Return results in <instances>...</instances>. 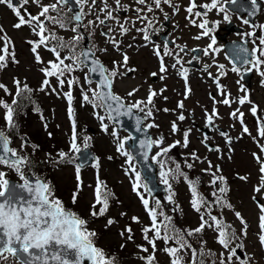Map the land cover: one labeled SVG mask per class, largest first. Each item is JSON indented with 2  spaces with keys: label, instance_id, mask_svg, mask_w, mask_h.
<instances>
[{
  "label": "snow or ice",
  "instance_id": "6c2138e0",
  "mask_svg": "<svg viewBox=\"0 0 264 264\" xmlns=\"http://www.w3.org/2000/svg\"><path fill=\"white\" fill-rule=\"evenodd\" d=\"M79 11L65 14L71 0H0V6L6 7L15 17L12 28L21 30L27 27L32 39L24 41L29 46L31 63L38 65L42 75L39 87L33 89L25 80L13 77V92L0 82V91L10 97L9 103L0 96V110L3 112L4 127L0 128V264H121L118 254H114L99 245V233L90 224L93 220L105 218L104 228L118 226V235L125 241L120 249L126 247L127 242H135V232L132 224L138 226L145 243L136 244L138 259L143 264H161L157 257L163 252L167 257V264H253V254L247 251L249 246L259 247L264 251V203H260L257 196L251 199L256 202L257 231L252 233L254 239L249 244L250 225L246 217L231 203L229 196L230 184L223 174L219 163H213L207 156H202L198 149L192 147L193 127L182 128L193 112H188L185 101L192 95L188 69L184 67V57L189 52L201 51L211 62L203 63V73L216 86V95L208 93L211 107L199 104L202 110L204 127L218 134L224 147L220 143L211 144L215 135L203 134L199 143L209 152L217 154L218 160H232L235 153L234 142L243 136H248L256 144L258 151L251 152V157L258 166V183L253 186V192H264V110L252 99L251 91L241 79L245 73L255 72L264 87V22L252 24L248 19L242 23L250 31L240 33L244 43L249 41L252 47L234 49V55L240 59L242 66H237L231 60V68L216 61L215 56L222 51L217 45L213 34L220 25V20H212L209 14L223 15L224 22H231V15L226 4L235 5L238 0H74ZM253 15L256 11H264L258 0H250ZM35 6L36 11L30 9ZM183 11L184 24L181 31L197 29L193 40L200 41L207 37L209 43L203 49L188 48L174 38L171 42L156 44L153 35L159 31L156 27L160 18L170 20ZM179 28V24L176 25ZM97 34L102 38L97 41ZM130 38V39H129ZM141 39L142 44H137ZM87 40L89 46L84 47ZM258 41V42H257ZM174 45L170 47L169 44ZM150 48L157 61V71L150 72L151 77H159L161 81L174 73L184 82L183 91L178 92L181 99L177 100L174 108L160 107L157 100L168 91L167 85L154 89L149 85L146 94L139 97L141 86H133L123 95L116 91V83L121 78H131V74L139 69L131 65L129 49ZM48 55V58L44 54ZM241 53H244L241 56ZM104 58H108L105 62ZM227 58V57H226ZM200 57L193 55L190 61H200ZM10 64L19 65L15 42L8 36L3 25H0V71ZM213 67L215 70L213 71ZM31 70V69H29ZM241 77L235 81L240 95L234 96L231 88L221 82V78L228 72ZM79 73V75H77ZM93 76L97 77L93 80ZM55 81V83H53ZM94 85V86H93ZM78 91L81 108L90 106L91 115L99 122L102 133L112 138L115 151L124 157L121 165L124 175L130 182L132 193L138 198L144 218L134 214L130 222L119 225V221L108 215L112 202L120 203L116 193L100 178L102 167L99 156H93L92 167L97 170L96 183L93 188V200L87 208V214L68 206L57 193L55 185L45 176L35 171L34 153L38 145H31L32 152L26 151L28 141L22 139L18 147H13L10 133L17 128L16 117L19 115L22 101L30 100L34 91L45 94H55L67 104V115L70 121V134L67 151L60 150L53 156L47 153L45 163L54 167L61 164L75 165V190L71 194V204L79 203V195L83 190L81 176L82 164L75 161L80 154L81 159L88 160V150L93 145V137L82 134L79 125L80 113L75 107ZM234 105H239L234 107ZM220 106L228 109L226 116L231 121L230 130H223L217 121L224 120ZM247 113L255 118V135L246 121ZM39 112V108L35 109ZM174 115L167 125V131L157 122V114ZM187 112V115H186ZM121 117H134L137 132L145 133L139 139V156L159 168L160 183L167 191L166 203L152 197V189L144 182L136 164V157L127 150L128 141L137 138L131 134L121 136L116 125ZM45 128L48 127L46 119ZM157 130L152 132L150 130ZM199 132L200 129H195ZM51 135V133H49ZM175 137L174 139H170ZM135 147V144H133ZM177 147L189 149L183 154L182 160H177L172 152ZM112 160V156L107 157ZM197 163H206L207 167L200 171L209 176V187L212 191L205 195L200 191L201 177H191L187 170H192ZM127 165V167H124ZM13 175L15 179H13ZM241 181L248 182L249 175H239ZM184 183L190 193L188 201L190 208L197 214L195 226L184 227L170 213L183 215L184 210L177 201L175 183ZM89 187H92L89 185ZM171 205V207H169ZM214 208L220 209V214H214ZM233 212L240 228L226 222L222 210ZM127 216L121 212L120 217ZM213 233V239L221 250L213 251L208 247L204 236ZM238 250L244 253L243 258Z\"/></svg>",
  "mask_w": 264,
  "mask_h": 264
},
{
  "label": "rangeland",
  "instance_id": "374dc122",
  "mask_svg": "<svg viewBox=\"0 0 264 264\" xmlns=\"http://www.w3.org/2000/svg\"><path fill=\"white\" fill-rule=\"evenodd\" d=\"M31 11L35 12V6H33ZM15 22V17L6 7L0 6V25H3L8 36L12 38L15 42L17 59L20 60L19 65L10 64L9 67L0 71V82L5 83L9 89L13 92L15 91L12 79L13 77H18L21 80H25L33 89L39 87L42 75L39 73L38 65L31 63V53L29 51V46L24 42L27 39H32L33 36L30 33L27 27H24L21 30H15L12 28V23ZM97 41L102 38L97 34L95 37ZM130 39V38H129ZM137 44H142L143 41L138 39ZM204 44V43H203ZM46 58L48 55L44 54ZM129 55L131 56V65L135 66L139 70L131 74V78L124 79L121 78L116 83V91L123 95L126 91L130 90L133 86H141L139 92V97H143L149 85L152 88L159 90V88L167 85L168 91L164 93L169 97L168 101H164L162 98L157 100V104L160 107L174 108L177 100L181 99L178 95V92L183 91L184 82L174 73L169 74V78L165 81H161L159 77H151L150 72L157 71V61L156 58L152 55L150 48H140L138 52L135 49H129ZM106 61L108 58H104ZM200 61L211 62L209 57L202 56ZM31 69V70H29ZM189 73L190 84L192 88L191 97L185 101L186 109L188 112L194 113L193 116L182 122L181 127H193L194 134L192 140V147L198 149L199 153L202 156H207L213 163H219L223 168V174L227 177L228 183L230 184V199L231 203L235 208L246 217L250 225L251 231L249 233V244H251L254 237L252 236L253 232L257 231L256 228V214L258 213V208L256 202H254L251 197L257 196V199L260 203H264V192L255 193L253 192V186L258 183V166L251 157V152L258 151L256 144L248 136H243L238 142H234L235 153L232 160H218L217 154L214 152H209L204 148L203 145L199 143V139L202 138L205 134L201 126L204 125L202 119V110L199 104L196 102L199 101L200 104L211 107V100L209 99L208 93L216 95V86L212 83L210 79L203 73L202 69H191ZM79 75V73H77ZM55 83V81H53ZM94 86V85H93ZM78 89L75 93L77 95V101L75 107L80 113L79 116V125L80 131L82 134L89 135L93 137L92 149L95 151L96 155L101 159V169L99 171L100 178L105 181L112 189L117 197L119 198L120 203L115 201L112 202V206L108 215L115 217L119 221V225H124L130 222V217L134 214L141 215L142 219L144 214L142 211V206L138 198L131 191L130 182L128 178L124 175L121 165L124 163V157L120 156L115 151V146L112 142V138L105 135L101 132L99 127V122L91 115L92 109L90 106H85L84 108L80 107ZM3 93L0 91V96ZM35 102L39 108V112L35 111L38 115L30 116L31 120L28 123V117L26 122L21 120L20 127L28 135L33 137L36 141L41 139L45 140L49 146H51L50 153L55 156L56 153L61 149L60 147L68 148L69 143V134H70V121L67 115V104L66 101L62 98H58L55 94H45L44 92L34 91ZM262 110H264V101H255ZM239 105H234L238 107ZM247 113V106H244V109ZM228 109L223 108L221 110V115L225 116L224 120H219L217 123L227 128V131H231L232 135L238 134L239 124L236 126V130H230L229 124L231 123L228 120L226 113ZM264 114V112H262ZM41 115L46 119L48 127L45 128V121L41 120ZM187 115V112H186ZM157 122L161 123L165 132L167 131L168 122L171 119H174V115L158 113ZM246 121L250 128L253 129V135H255V118L247 113ZM0 127H4L3 121V112L0 110ZM200 129L199 132H196L195 129ZM156 132L157 130H150ZM51 133V135H49ZM121 136H127V132L119 131ZM208 135H215L216 139L211 141V144L220 143L221 147H224V144L218 134L209 132ZM171 137L170 139H174ZM57 141L60 144V147H54L49 141ZM21 143V139L15 137L12 138L13 147H18ZM31 148L28 147L26 151H30ZM189 151V149H183L177 147L173 150L172 155L177 160L183 159V154ZM112 156V160H108L107 157ZM93 164V163H92ZM92 164L82 168L81 176L84 183L83 190L79 195V203L77 205L71 204V194L75 190L76 179H75V165L74 164H61L59 167L49 166L43 168L42 171L47 173V179L51 180L55 185L56 193L58 196L62 195L65 198V201L73 207L74 209H79L80 213L83 215L87 214V208L93 200V188L96 183V173L97 170L92 167ZM127 167V165H124ZM138 167V166H137ZM207 167L206 163H197L196 167L192 170H187L191 177L199 176L201 177V183L199 189L205 195H208L212 189L209 187L208 181L209 176L205 175L200 171L201 168ZM239 175H249L250 179L248 182L241 181L238 178ZM15 179V176L12 177ZM159 179V173H158ZM160 181V180H159ZM91 185L92 187H89ZM174 188L177 192V201L182 206L184 213L183 215L179 213H170L177 220L180 221L181 225L184 227L195 226L197 220V214L192 211L188 203L190 199V193L187 189V185L180 182L175 183ZM60 190V191H59ZM61 192V194L59 193ZM166 195H164L163 202L166 203ZM171 207V205H169ZM121 212H126L127 216L120 217ZM221 210L214 208V214H220ZM222 214L225 217L226 222L232 223L237 229L240 228L239 221L236 220L232 211L228 209L222 210ZM105 218L101 217L95 219L90 224V227L94 228L99 233V245L109 250L114 254H118L121 260V264H143V261L138 259V249L136 244L145 243L142 239L141 233L138 230V226L132 224L133 230L135 232V242H127L124 249H120V244L125 243V241L118 235L119 228L118 226H112L111 228L105 229ZM213 233L210 231L204 236V239L208 241V247L213 251L221 250L220 246L216 244L215 240L212 238ZM249 253L253 254V264H264V251H261L259 247L247 248ZM158 259L161 261V264H167V257L163 252L157 253ZM9 264H12V261H9Z\"/></svg>",
  "mask_w": 264,
  "mask_h": 264
},
{
  "label": "flooded vegetation",
  "instance_id": "af4514ba",
  "mask_svg": "<svg viewBox=\"0 0 264 264\" xmlns=\"http://www.w3.org/2000/svg\"><path fill=\"white\" fill-rule=\"evenodd\" d=\"M181 3H186V0H180ZM198 2H203V0H198ZM262 7H264V0H258ZM225 7L228 9L229 14L232 19L231 22H224L223 15H215L210 13L209 18L212 20H220L221 23L217 27L216 31L213 33L216 36L217 45L222 46V51L217 53L215 59L218 63L224 64L226 68H231V64L229 61L231 60L233 63L238 65L240 64V59H238L234 55V49L237 48H251L252 44L249 41L248 43H244L241 36L239 35L242 32L250 31L251 29L248 26L242 23V19L246 18L252 24H259L264 22V11H256L253 15H249L252 12V7L250 0H238V2L233 5L231 3L226 4ZM185 13L181 11L177 16L172 17L170 20H164L163 17L160 18V24L156 27L159 29L154 35L153 40L156 44H163L164 42H171L174 38L177 39L178 43L188 45V48H197L203 49L207 43H209V39L207 37L203 38L200 41H196L192 39V36L196 34L197 29L192 28L191 31L183 28L186 23L184 19ZM179 24V28L176 25ZM258 35H264V33L258 32ZM258 42V41H257ZM204 43V44H203ZM170 47H174L171 43ZM197 52V51H196ZM196 52H189L187 56L184 57L185 60V68L188 70L191 69H202L203 64L201 61H192L191 63H187V61L191 60L193 55H196ZM244 53H241L243 56ZM203 53L200 51L199 57L201 58ZM227 57V58H226ZM215 67H213V71ZM241 79V77L237 76L235 73L228 72L227 76L221 78V82L231 88V91L234 96L240 95L238 92V85H236L235 81ZM260 77L253 71L249 73H245L241 82L250 89L251 97L254 101H264V87H262L259 83ZM221 110L226 108L224 106H220Z\"/></svg>",
  "mask_w": 264,
  "mask_h": 264
},
{
  "label": "water",
  "instance_id": "95a60500",
  "mask_svg": "<svg viewBox=\"0 0 264 264\" xmlns=\"http://www.w3.org/2000/svg\"><path fill=\"white\" fill-rule=\"evenodd\" d=\"M69 7L72 9V14L79 11L78 6L75 5L74 0H71V3L69 4ZM88 42H84V47L87 48ZM97 77L93 76V80H96ZM117 126V130L125 129L127 130L132 136L136 137L137 139L135 141H128L127 147L130 152L136 157V163L140 167L142 178H144V182L148 184L149 188L152 189V196H156L158 199L162 198V194L165 193L166 189L165 186L161 183H158L157 181V171L158 167L150 162L144 161L139 156V139H143L145 136V133L143 132H137L135 129V118L134 117H121L120 123ZM23 139H26L28 141L27 137H23ZM133 144H135V147H133ZM85 152L88 154V160L84 161L83 159L79 158L80 154H77L76 161L78 164H82L83 166L91 163L92 157L95 156V154L90 150H85ZM238 255L243 258L244 253L238 250Z\"/></svg>",
  "mask_w": 264,
  "mask_h": 264
},
{
  "label": "trees",
  "instance_id": "16d2710c",
  "mask_svg": "<svg viewBox=\"0 0 264 264\" xmlns=\"http://www.w3.org/2000/svg\"><path fill=\"white\" fill-rule=\"evenodd\" d=\"M27 95H29L28 93H25V96H27ZM3 96V95H2ZM6 100H8L5 96H3ZM9 101V100H8ZM29 100L28 99H26L25 101L23 100L22 101V106H21V108H20V112H19V115L16 117V122H17V125L18 126H20V124H21V120L23 121V122H26V120H27V118L26 117H24L26 114H27V108H29ZM27 117L29 118L28 119V123L30 122V115L28 116V114H27ZM18 123H20V124H18ZM41 141H43V140H41ZM41 141H36L37 143H34V145H38V144H40L41 145V147H40V145H38L39 147H38V149H36V151H37V154L38 155H41V154H43V150H45L46 152H48V150H50L49 149V147H46L45 145V142L43 143V142H41ZM48 149V150H46V149ZM42 158V157H41ZM43 159V158H42ZM37 161H40L39 159L37 160ZM37 174H41V173H37Z\"/></svg>",
  "mask_w": 264,
  "mask_h": 264
}]
</instances>
